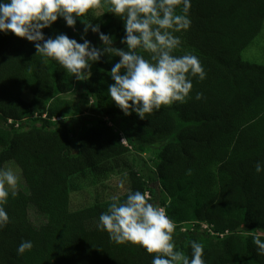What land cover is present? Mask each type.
<instances>
[{
	"label": "trees",
	"instance_id": "16d2710c",
	"mask_svg": "<svg viewBox=\"0 0 264 264\" xmlns=\"http://www.w3.org/2000/svg\"><path fill=\"white\" fill-rule=\"evenodd\" d=\"M190 4L191 25L176 34L182 43L174 55H196L205 79H192L185 103L162 106L144 120L125 116L108 96L114 83L108 73L119 57L102 56L89 80H75L56 62H45L34 43L0 33V168L14 163L24 180L4 205L9 223L0 229V264H151L139 246L117 245L97 229L112 197L72 207L79 177L120 166L131 152L145 165L148 151L157 155L156 177L132 170L115 197L122 202L129 189L146 193L175 222L176 250L189 257V242L196 241L206 264H264L252 242L257 234L264 239V173L255 171L258 162L264 165V64L242 56L264 36V0ZM87 18L112 37L113 47H125L122 21L103 8ZM43 33L82 43L83 24L69 28L58 19ZM86 39L101 46L98 34L89 31ZM78 83L87 109L99 116L79 128L70 124L84 112L71 97ZM37 116L41 123L26 127ZM186 223L193 227L185 229ZM22 240L33 248L17 255Z\"/></svg>",
	"mask_w": 264,
	"mask_h": 264
},
{
	"label": "clouds",
	"instance_id": "9594fccd",
	"mask_svg": "<svg viewBox=\"0 0 264 264\" xmlns=\"http://www.w3.org/2000/svg\"><path fill=\"white\" fill-rule=\"evenodd\" d=\"M190 7V0H0V33L34 43L45 62H56L75 80H89L92 65L102 56L119 57L108 73L114 81L108 86V96L125 116L135 113L144 120L162 106L185 103L193 89L192 79H205L196 55H174L182 43L176 34L190 28ZM98 8L123 22L120 44L124 48L113 47L112 37L87 18ZM58 19L69 28H75L79 20L82 43L65 34L46 39L43 30ZM89 31L98 34L100 47L86 39ZM195 99H202V94L197 93ZM255 171L264 173V165L258 162ZM19 180L16 171L0 168V229L9 223L4 205L10 195H18ZM112 201L96 227L115 244L139 246L152 256L151 264H206L204 248L196 241L189 242L190 257L176 250L175 222L163 207L149 203L146 193L129 189L122 202L115 196ZM252 242L257 255L264 256V239L257 234ZM32 248L30 240H22L17 255Z\"/></svg>",
	"mask_w": 264,
	"mask_h": 264
},
{
	"label": "rangeland",
	"instance_id": "374dc122",
	"mask_svg": "<svg viewBox=\"0 0 264 264\" xmlns=\"http://www.w3.org/2000/svg\"><path fill=\"white\" fill-rule=\"evenodd\" d=\"M242 56L243 59L248 62L264 64V36L261 34L256 37L254 42L243 51ZM71 97L81 101L80 103L84 109L82 114H77L76 116L70 117L71 125L77 126L79 128L83 124L91 125L97 121L99 118L98 114L87 109L90 104L85 100L82 83H78ZM39 117L40 116H37L35 119L29 120V125L26 127H30V125L34 124L39 125L41 123ZM107 120L110 122L108 118ZM74 150L76 151V148ZM142 157L146 162L145 165L137 154L131 152L128 153L123 159V163L120 166H116L113 169L107 171L89 172L79 177L77 179V183L81 189L72 193V207L74 209L79 208L97 199L105 200L121 194L127 187L126 178L132 170H137L143 176H145L146 179L149 177H156L158 160L156 153L154 151H148L143 154ZM9 168L16 171L20 177L17 190L23 188L24 180L21 177L19 168L14 163H8L4 169ZM121 184H123V188L120 187ZM31 218L36 224H39L43 221L34 210H31ZM183 227L185 229H191L193 224L186 223L183 225Z\"/></svg>",
	"mask_w": 264,
	"mask_h": 264
},
{
	"label": "built area",
	"instance_id": "2783aa9c",
	"mask_svg": "<svg viewBox=\"0 0 264 264\" xmlns=\"http://www.w3.org/2000/svg\"><path fill=\"white\" fill-rule=\"evenodd\" d=\"M44 116L46 117V115H44ZM9 123H13V120H12V119H9ZM15 126H16V127H19L20 124H19L18 122H16ZM203 226H204L205 228L208 227L206 224H203Z\"/></svg>",
	"mask_w": 264,
	"mask_h": 264
}]
</instances>
